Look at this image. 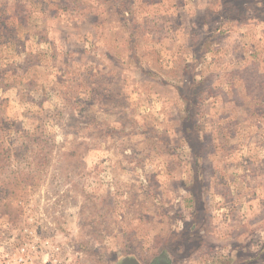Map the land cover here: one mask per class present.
Returning <instances> with one entry per match:
<instances>
[{"label": "rangeland", "instance_id": "obj_1", "mask_svg": "<svg viewBox=\"0 0 264 264\" xmlns=\"http://www.w3.org/2000/svg\"><path fill=\"white\" fill-rule=\"evenodd\" d=\"M21 2L27 27L0 19V264H264L261 0Z\"/></svg>", "mask_w": 264, "mask_h": 264}, {"label": "trees", "instance_id": "obj_2", "mask_svg": "<svg viewBox=\"0 0 264 264\" xmlns=\"http://www.w3.org/2000/svg\"><path fill=\"white\" fill-rule=\"evenodd\" d=\"M257 3V2H256ZM15 8H17V10L13 13V15H8V13L7 12H4V13H2V14H0V19L1 20H3L4 18H6V19H11L12 17H14L15 19H17L19 22H20V24H22L23 25V27H27V25L24 23L23 24V22H22V19H20V17L22 16L23 17V19L24 18H28L29 16V13H30V11H28L27 10V13L28 14H25L24 13V4L21 2V0H15ZM54 7H57L56 6V4H52ZM24 9V10H23ZM40 12L41 13H44L45 12V9L43 8V9H41L40 10ZM19 15V16H18ZM262 15H264V0H261V16ZM228 17H230L231 16V10H229V12H228V15H227ZM2 22L0 21V34H1V36H3V33H2V24H1ZM10 25L12 26V23L13 22H11L10 21ZM187 101V105H186V109H185V112H186V116H185V118H184V121H183V123H182V131L184 132V134L186 135V133H188V131H190V127H191V123H192V118L194 117L193 115H192V113H191V110L194 108V102L192 103V100H186ZM193 127L194 126H192V129H193ZM195 129V128H194ZM193 129V132H194V134H195V137H196V140L197 141H200V140H198L199 139V135L197 136L196 135V131ZM197 137H198V139H197ZM186 140L188 141V143H189V145H190V147L191 148H193L192 147V144H191V142H190V140L188 139V137H187V135H186ZM194 149V148H193ZM192 194L195 196L196 195V193H195V190H192ZM194 224L195 223H193L192 225L194 226ZM191 228V227H190ZM263 249L261 250V255L262 254H264V243H263V247H262ZM221 264H225V263H221Z\"/></svg>", "mask_w": 264, "mask_h": 264}, {"label": "built area", "instance_id": "obj_3", "mask_svg": "<svg viewBox=\"0 0 264 264\" xmlns=\"http://www.w3.org/2000/svg\"><path fill=\"white\" fill-rule=\"evenodd\" d=\"M20 262L22 263V264H35V263H33L31 260H30V258H28V256L26 255V248L25 247H23V248H21V250H20ZM36 264H40V263H36Z\"/></svg>", "mask_w": 264, "mask_h": 264}, {"label": "water", "instance_id": "obj_4", "mask_svg": "<svg viewBox=\"0 0 264 264\" xmlns=\"http://www.w3.org/2000/svg\"><path fill=\"white\" fill-rule=\"evenodd\" d=\"M162 258H156L151 264H163ZM121 264H140L135 259H125Z\"/></svg>", "mask_w": 264, "mask_h": 264}]
</instances>
